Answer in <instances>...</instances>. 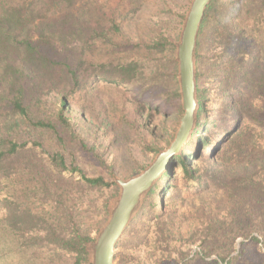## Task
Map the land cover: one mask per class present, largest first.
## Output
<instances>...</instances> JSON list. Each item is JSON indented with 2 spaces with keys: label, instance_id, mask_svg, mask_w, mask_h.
<instances>
[{
  "label": "rangeland",
  "instance_id": "rangeland-1",
  "mask_svg": "<svg viewBox=\"0 0 264 264\" xmlns=\"http://www.w3.org/2000/svg\"><path fill=\"white\" fill-rule=\"evenodd\" d=\"M191 1L91 0L94 26L99 22L110 29L115 21L120 31L111 28L108 45L94 44L89 57L94 63L135 60L138 79L132 87L95 79L69 98L66 115L88 150L79 142L69 143L64 174L69 180L59 185L51 177L55 189L37 198L31 192L41 184L34 175L36 160L25 155L23 171L12 178L11 186L12 193H21L25 205L61 220L63 213L55 207L62 201L69 209L66 214L72 213L78 225L96 238L119 195L115 177L139 174L175 139L184 111L181 95L175 99L170 94L179 88L176 44ZM260 1L220 0L219 15L210 25L212 33L204 40L200 52L204 57L197 66L200 87L206 91L204 112L200 119L197 114L190 138L196 137L193 148L201 155L194 161L197 180L189 183L181 163L175 161L173 179L144 200L138 219L120 240L116 253L125 264H221L223 258L232 259V264H264V244L252 241L253 237L261 241L264 235L253 230H260L264 221V191L259 189L264 187V153L259 150L264 135L244 121L247 113L258 111L264 116V96L258 90L264 79V51L251 44L255 39L264 42ZM155 41L165 42L158 49L162 53L151 48ZM172 61L177 63L175 80ZM48 88L43 87L40 103L44 116L57 111L58 94L69 89L61 84L51 93ZM236 127L239 140L233 143L228 137L217 148ZM40 140L50 154L59 150L51 135L43 134ZM37 157L38 161L48 158ZM72 167L114 186L80 189L76 183L80 176L70 173ZM43 174L52 176L48 169Z\"/></svg>",
  "mask_w": 264,
  "mask_h": 264
},
{
  "label": "trees",
  "instance_id": "trees-1",
  "mask_svg": "<svg viewBox=\"0 0 264 264\" xmlns=\"http://www.w3.org/2000/svg\"><path fill=\"white\" fill-rule=\"evenodd\" d=\"M92 5L91 0H0V264H55L56 260L63 259L70 260L71 264H90L87 245L94 241V237L78 225L72 213L66 214L69 210L66 203L61 201L55 207L56 211L60 209L63 213L61 220L51 215L46 217L25 205L21 193H12L11 186L12 178L20 177L23 171L25 155H32L28 159L36 160L32 164L34 175L38 182L41 178L40 186L32 187L34 198L41 192L42 196L49 195L55 189L50 184L51 177L59 185L67 183L69 178L64 175L68 171L65 157L67 145L79 142L82 149L88 150L66 115L69 98L95 79L100 83L105 81L127 87L137 82V61L126 64L107 60L94 63L89 57L94 44L108 45L111 28L120 31L115 21L111 22L110 29L99 22L94 26ZM259 5L264 7V0ZM220 6V0H213L202 22L197 47L198 69L200 59L204 57L200 54L204 40L212 33L210 25H215L213 21L216 14L219 15ZM259 41L255 39L251 44L263 52L264 42L261 44ZM164 44L163 41H155L151 48L162 53L158 49ZM171 46L170 51L174 52ZM251 59L253 62L252 55ZM172 64L175 80L177 63L172 61ZM200 77L198 73V119L204 112L206 101V91L200 87ZM259 82L262 85H258V90L262 89L264 96V79ZM61 84L69 87L67 93H59L57 111L44 116L40 106L45 93L43 87H49L48 91L52 93ZM170 97L180 98L178 86ZM246 120L250 129L254 128L264 135V116L261 112L247 113V117H244ZM236 129L220 139L221 145L217 148H222L228 137L233 143L237 142L240 133ZM43 134L51 135L59 150L50 154L40 140ZM190 140L183 146L182 152L171 159L168 171L145 197V203L150 195L158 193L167 179H173L175 161L181 163L182 174L189 183L197 180L194 161L199 160L201 155L197 153V147L193 148L196 137ZM206 147H209L207 143L204 145ZM259 150L264 153V146ZM37 155H47L48 158L38 161ZM213 155L211 152L210 156ZM47 169L52 176L43 174ZM70 173L79 174L76 183L80 189L101 190L114 186L103 177H87L76 167H72ZM259 189L264 191V187ZM141 209L131 224L138 219ZM260 225V230L256 227L253 230L262 236L264 221ZM262 239L260 241L258 237H253L252 241L264 244V235ZM119 245L120 241L117 248ZM232 262V259L227 261L223 258L221 264ZM116 263L125 264L117 253Z\"/></svg>",
  "mask_w": 264,
  "mask_h": 264
},
{
  "label": "water",
  "instance_id": "water-1",
  "mask_svg": "<svg viewBox=\"0 0 264 264\" xmlns=\"http://www.w3.org/2000/svg\"><path fill=\"white\" fill-rule=\"evenodd\" d=\"M213 0H192L185 16L179 42L176 44L178 83L184 116L174 141L160 152L139 174L123 179L115 177L119 195L114 200L106 224L94 241L87 245L90 264H117L119 241L140 211L145 197L168 171L173 156L190 140L200 108L197 89L198 36L208 6Z\"/></svg>",
  "mask_w": 264,
  "mask_h": 264
}]
</instances>
